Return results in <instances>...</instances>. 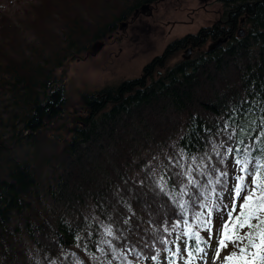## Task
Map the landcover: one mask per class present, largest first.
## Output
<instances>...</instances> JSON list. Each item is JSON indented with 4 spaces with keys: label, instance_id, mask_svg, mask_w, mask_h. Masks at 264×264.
<instances>
[{
    "label": "trees",
    "instance_id": "obj_1",
    "mask_svg": "<svg viewBox=\"0 0 264 264\" xmlns=\"http://www.w3.org/2000/svg\"><path fill=\"white\" fill-rule=\"evenodd\" d=\"M153 1L26 0L17 14L0 6V264H89L86 253L96 254L105 229L122 248L120 264L153 263L173 225L196 223L209 192H220L222 146L261 156L264 0H220L223 20L189 36L202 45L231 34L221 47L151 76L152 64L186 44L176 39L140 77L81 91L70 109L67 63L92 55L95 42ZM149 146L186 160L163 158L164 191L141 154ZM187 165L198 184H189Z\"/></svg>",
    "mask_w": 264,
    "mask_h": 264
},
{
    "label": "rangeland",
    "instance_id": "obj_2",
    "mask_svg": "<svg viewBox=\"0 0 264 264\" xmlns=\"http://www.w3.org/2000/svg\"><path fill=\"white\" fill-rule=\"evenodd\" d=\"M25 1L26 0H0V6L9 13L15 12V14H17L16 12L20 10V6L25 4ZM202 3L203 2H200V0H154L149 7L146 8L144 13H136V10L140 8L139 6L132 12L128 19L118 23V27L114 30L111 39H107L106 37V39L103 40L106 42V46L103 49L102 46L98 48V44H101L102 41H97L90 49V52L93 53L92 55L83 57V54H81L78 58L70 60L64 68L66 92L70 102V109L73 110L75 106H77L79 93L81 91L97 90L106 85H116L125 79L140 77L151 67L150 74L156 77L161 75L168 66L184 59L183 54L185 51L188 48L192 50V39L189 35L194 36L204 26H212L220 20H223V7L220 0H206L204 1V5H202ZM123 22H126V25H124L125 27L122 26ZM243 23L244 20H241V24ZM244 27L245 26L239 27L238 34L239 30H243ZM185 37H187L185 39L186 44L183 48L165 60L162 65L152 64L148 69L145 68L155 57L163 54L167 44L173 43L176 39ZM188 37L190 38L189 41H187ZM213 41L211 37H209L202 45H195L198 49H196L194 53L190 50L191 56L189 55L190 58L188 59L193 58L198 52L209 51L208 47ZM119 47L122 48L121 53L119 52L120 54L115 56V54L118 53ZM154 66L155 69H153ZM59 73L60 70L58 74ZM228 148H232V146H222L220 156L222 161H228L227 168L223 171H227V187L231 189L234 184V176L238 175L239 172L235 169L233 153L228 154L227 152ZM141 154L145 156L148 163L153 166L155 176L161 179L164 178L166 184L165 168L163 166L164 157L171 158V161H174V158L180 156L179 160L186 165V160L181 154L173 153L165 146L143 147ZM188 170L190 172L189 166ZM138 174V171L135 170L132 175L137 178L139 177ZM217 175L220 176L218 172ZM207 177H209V175H207ZM214 190L215 189L209 192L203 203V205H211L212 201H215L213 205H219L215 215H212L214 225L212 239L210 241L212 247H206L201 244L200 247H206V255L205 253L195 252V254H193L195 257L193 264H226V262H223V257L227 256L232 251H236V249L229 244L228 248L221 252V260L213 259V248L218 239L216 227L217 217L226 215L224 207L225 205L231 207L232 203L231 199L227 196V192H225V200L221 203L216 195L219 192ZM202 211L206 214L207 208L201 209L200 214ZM237 211H239L238 204ZM189 222H193L191 224L194 226L197 223H195L193 218ZM186 231V227L180 223V227L170 233V239L167 243L166 250L156 258L155 262L152 263L148 261L147 263L145 261L144 264H172L173 260L175 264H188L189 257L183 243L180 244V253L175 257L172 256V251H175L176 248L175 241L177 237L183 236ZM202 235L207 237L208 233L202 231ZM183 239L187 240L186 236H183ZM27 245L33 259L41 262L42 257L39 254L38 248L35 247L33 243H28ZM121 249V247L116 246L112 237L105 234L98 238L96 254H90V252H88L86 253V258L89 264H120V258L118 256L120 255L119 251ZM109 252H112L111 256ZM121 254L125 255V252L123 251ZM202 256L204 259H201ZM74 258H77V256L74 255ZM76 262H78L76 264H79L78 259H76ZM123 264L135 263L123 260Z\"/></svg>",
    "mask_w": 264,
    "mask_h": 264
},
{
    "label": "snow or ice",
    "instance_id": "obj_3",
    "mask_svg": "<svg viewBox=\"0 0 264 264\" xmlns=\"http://www.w3.org/2000/svg\"><path fill=\"white\" fill-rule=\"evenodd\" d=\"M261 122L264 123V117ZM229 139H232L229 136ZM243 143V141H240ZM228 154L233 153L232 148L227 149ZM218 156L219 152L216 153ZM235 169L239 174L234 176V184L231 189L227 187V171L221 172L220 176L225 178V183L221 190L216 195L221 203L225 200V192L228 198L231 199V207L225 205L224 212L226 215L217 217V236L215 247L213 248V259L221 260V252L228 248L231 244L236 251L230 252L223 257V262L226 264H257L258 261L264 264V149H261L259 158L251 156L248 148L236 149L234 156ZM189 178V184H198V181L191 176V173H185ZM211 183V181H209ZM217 184L220 183L217 178ZM166 182L158 184L161 191H164ZM187 185H185V188ZM215 191V190H214ZM237 204L239 211H237ZM184 202H181L180 207L184 208ZM201 209L207 208V213L203 211L195 217L196 225L194 226L187 221H184L187 231L183 234L188 239H192L196 245L191 251H188L189 245L183 236H178L175 251H172V256L175 257L181 251L180 244H184L185 251L189 257L188 264H193L196 253H205L206 247H212L210 241L212 239L213 220L212 215L215 208L219 205H200ZM180 227L179 222L173 225V230ZM199 229V230H198ZM247 229V231H244ZM206 231L208 236L202 235V231ZM106 233L111 236V229H105ZM203 244L206 247H200ZM254 249V251H249ZM201 259H204L202 256ZM172 264H175L173 260Z\"/></svg>",
    "mask_w": 264,
    "mask_h": 264
},
{
    "label": "water",
    "instance_id": "obj_4",
    "mask_svg": "<svg viewBox=\"0 0 264 264\" xmlns=\"http://www.w3.org/2000/svg\"><path fill=\"white\" fill-rule=\"evenodd\" d=\"M149 3H143V4H141L140 5V8H139V10H136V13H138V12H140V13H144L145 12V10H146V8H148L149 7ZM150 13H151V11H150ZM242 21H243V19H242ZM124 25H126V22H123L122 23V26H124ZM244 34V31L242 30V29H240L239 30V35H243ZM230 37H231V34H227L226 36H224V37H218L215 41H213L210 45H209V47H208V50L209 51H212V50H214V49H216V48H219V47H221L228 39H230ZM101 46H102V42H101V44H98V48H101ZM190 48H188L186 51H185V53L183 54V58L184 59H188L189 58V55H190Z\"/></svg>",
    "mask_w": 264,
    "mask_h": 264
},
{
    "label": "flooded vegetation",
    "instance_id": "obj_5",
    "mask_svg": "<svg viewBox=\"0 0 264 264\" xmlns=\"http://www.w3.org/2000/svg\"><path fill=\"white\" fill-rule=\"evenodd\" d=\"M204 1H206V0H200V2H203L202 3V5H204ZM140 14V13H139ZM125 27V26H124ZM122 28V27H121ZM119 29H120V27H119ZM113 37V33H112V35L111 34H109L108 36H107V39H111ZM121 38V37H120ZM212 39V38H211ZM217 39V38H216ZM215 39V40H216ZM190 40V38L188 37V39H187V41H189ZM214 39H212V41H213ZM214 40V41H215ZM204 43V42H203ZM102 49L106 46V42L105 41H102ZM185 45V44H184ZM195 45H197L196 44V42H194L193 41V39L191 40V47H192V50L191 51H193V53H194V51L196 50V49H198V47H196ZM94 48V47H93ZM121 47H119L118 48V53H116L115 54V56H117V55H119L120 53H121ZM120 52V53H119ZM92 53V52H91ZM93 54V53H92ZM190 56H191V52H190ZM190 58V57H189ZM153 69H155V66L153 67Z\"/></svg>",
    "mask_w": 264,
    "mask_h": 264
}]
</instances>
